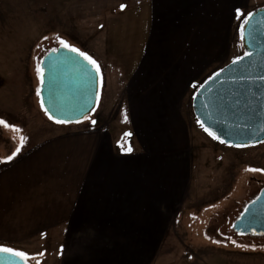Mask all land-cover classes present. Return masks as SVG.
Wrapping results in <instances>:
<instances>
[{"label": "crops", "instance_id": "1", "mask_svg": "<svg viewBox=\"0 0 264 264\" xmlns=\"http://www.w3.org/2000/svg\"><path fill=\"white\" fill-rule=\"evenodd\" d=\"M88 2L93 19L107 21L96 28L102 61L125 77L126 141L115 145L107 130L68 131L7 163L0 247L23 251L27 264L47 253L49 264H158L159 254L165 264L176 254L173 235L192 237L200 216L192 207L220 200L203 211L206 228L224 205L194 179L198 153L205 171V154L220 144L195 119L192 98L203 78L241 56L236 10L246 16L264 0Z\"/></svg>", "mask_w": 264, "mask_h": 264}, {"label": "rangeland", "instance_id": "2", "mask_svg": "<svg viewBox=\"0 0 264 264\" xmlns=\"http://www.w3.org/2000/svg\"><path fill=\"white\" fill-rule=\"evenodd\" d=\"M88 7V0H0V119L22 129L14 133L0 126V160H6L15 153L20 147L21 136L26 138L12 160L0 163V171L40 141L63 132L107 130L112 134L115 145L126 141L127 128L121 106L125 77L121 79L113 73V69L111 71L110 62L102 61L104 53H100L97 46L96 28L97 25L102 28L107 21L100 20L98 23L96 15L93 19ZM119 9L116 8L117 11ZM89 26L94 30L90 31ZM57 38L64 40L70 47L86 52L100 69L98 99L94 110L81 122L70 125L50 120L36 95L40 88L37 65L40 66L47 52L61 47ZM238 42L235 31V43ZM240 49L239 55L242 56V46ZM207 78H203L202 83ZM214 141L220 145L215 146L213 152L210 150L208 155L205 154V171L199 167L202 154L198 153L194 161V179L196 183L201 182L207 193L212 196L218 193V198H225L224 205L214 211L216 214L211 213L214 215L206 228L203 221L205 217H201L203 211L214 209L220 200H215L211 207H205L201 202L192 207L200 213L191 229L192 237L179 239L174 234L173 237L177 239L176 254L166 259L165 264H225L222 261L223 254L228 256L231 264H264V238L240 237L232 231L233 221L246 203L264 187V142L248 147H232ZM210 198L208 195L204 202ZM41 246L45 244L42 242ZM26 249L31 250L29 247ZM157 256L156 262L162 264V255ZM50 261L48 253L40 254L32 264H49Z\"/></svg>", "mask_w": 264, "mask_h": 264}, {"label": "water", "instance_id": "3", "mask_svg": "<svg viewBox=\"0 0 264 264\" xmlns=\"http://www.w3.org/2000/svg\"><path fill=\"white\" fill-rule=\"evenodd\" d=\"M251 13L241 41L244 54L237 58H242L240 63L230 62L213 73L192 98V112L199 125L213 131L219 138L215 140L232 147L264 142V8ZM54 50L47 52L40 63L44 73L40 104L42 99L48 109L45 114L52 116V121L79 123L96 106L99 74L83 57L62 47ZM257 212H264V188L235 222L234 230L264 234V218L255 216ZM0 264L27 263L0 253Z\"/></svg>", "mask_w": 264, "mask_h": 264}, {"label": "snow or ice", "instance_id": "4", "mask_svg": "<svg viewBox=\"0 0 264 264\" xmlns=\"http://www.w3.org/2000/svg\"><path fill=\"white\" fill-rule=\"evenodd\" d=\"M242 16L244 18L241 21V23L239 25V28H238L239 37H240L241 41H243L245 39V27H246V25L249 24V21L252 19L253 14L252 13H248L245 16L244 13H242L240 9H237L236 10V18L238 20H240ZM57 39H58V42H59V44H60V46L62 48H65L69 52L75 53L76 55L83 57L84 60H86L90 65L93 66V68L96 70V73L99 74L100 69H99V66H98V64L96 63V61L94 59H92L90 56L86 55L85 53L79 51L78 49H76L74 47H70L64 40L59 39V38H57ZM53 51H55V50H53ZM245 55H250V54L249 53H245ZM240 59H242V58H240ZM240 59H235V60L232 61V63L233 64H238V63H240ZM36 71H37L38 77L40 78V83L43 84V75H44V73H43V71H42V69L40 68L39 65H37ZM216 75L218 76L219 73H217ZM36 95L38 97L40 96V89H37ZM41 108L45 111L46 114L48 113V109L44 108V104H43V100L42 99H41ZM48 118L50 120L53 119V117L50 116V115L48 116ZM54 122L58 123V124L65 123V121H63V120H55ZM92 123L95 124L96 121L93 120ZM0 126H3L5 129H9L10 131H12L14 133H19V132L22 131V129H19V128L15 127V126L9 125L3 119H0ZM201 127L204 128V125L201 124ZM204 131L207 132L208 135L211 136L213 139H219L218 136L213 131H210L208 128H204ZM25 139L26 138L23 137V136L20 137V147L23 146V143H24ZM220 143H224V141L220 140ZM20 147H17L15 153H13L11 156L7 157L6 160H0V163H5V162H8V161L12 160L15 157V155L19 153ZM247 171H253L254 172V171H258V170L257 169H248ZM213 243H216V241H213ZM0 253L7 254V255L12 256V257H18L21 260L29 259V257L23 251H14L13 249L8 248V247H0Z\"/></svg>", "mask_w": 264, "mask_h": 264}, {"label": "flooded vegetation", "instance_id": "5", "mask_svg": "<svg viewBox=\"0 0 264 264\" xmlns=\"http://www.w3.org/2000/svg\"><path fill=\"white\" fill-rule=\"evenodd\" d=\"M263 188H264V187L260 188V189L258 190V192L254 195V197L246 203V205H245L244 209L242 210V212H241V213L239 214V216L233 221V224H232V231L235 232V233H236L237 235H239L240 237H260V238H264V234L243 233V232H241V231H235V230H234V224H235V222H237V221L241 218V216H242V214L244 213V211L246 210V208H247V207H248L253 201L256 200V198L259 196L260 191H261ZM255 216H259V217L262 216V217L264 218V212H263V215H261V214H259V213L257 212V213L255 214Z\"/></svg>", "mask_w": 264, "mask_h": 264}]
</instances>
